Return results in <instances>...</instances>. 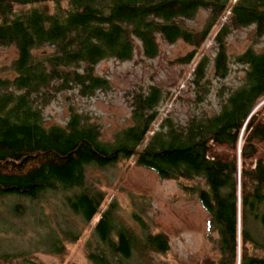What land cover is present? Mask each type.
<instances>
[{"label": "trees", "instance_id": "obj_1", "mask_svg": "<svg viewBox=\"0 0 264 264\" xmlns=\"http://www.w3.org/2000/svg\"><path fill=\"white\" fill-rule=\"evenodd\" d=\"M199 9L208 14L195 29L186 20ZM216 25L211 61L202 54L187 80L193 105L208 96L213 79L224 80L231 62L242 76L235 86L221 83L218 108L210 114L193 110L185 120L171 111L159 116V104L170 95L151 84L126 95L131 123L111 141L100 140L99 123L72 106L63 125L45 124L42 110L59 92L91 96L109 87L95 72L99 61L131 58L137 41L153 57L159 35L190 44L175 58L189 62ZM251 25L254 41L264 36V0H0V47L17 49L14 76L0 77V195L37 199L60 192L83 221L97 216L86 247L93 264H168L156 259L169 248L167 234L147 229L142 215L132 212L140 234L118 218L114 201L103 209L104 192L86 180L87 165L133 158L197 194L209 230L217 233V258L206 264H264V45H249L230 58L227 42L233 29ZM47 205L44 241L62 252V238L75 240L79 233L67 228L60 235L55 204L48 202L41 212ZM0 264L45 263L3 251Z\"/></svg>", "mask_w": 264, "mask_h": 264}, {"label": "rangeland", "instance_id": "obj_2", "mask_svg": "<svg viewBox=\"0 0 264 264\" xmlns=\"http://www.w3.org/2000/svg\"><path fill=\"white\" fill-rule=\"evenodd\" d=\"M207 14V10L199 9L194 18L186 20L187 24L199 29ZM218 26L212 29V34L189 62H176L175 58L186 54L192 48L190 44L181 39L166 42L159 35V51L153 57L145 55L137 41L131 58L99 61L95 72L108 79L109 87L91 96H81L75 89L59 92L42 110L45 124L63 125L70 113L69 106H72L74 110L89 113L90 119L99 123L100 140L111 141L119 129L131 123L126 95L133 89L145 91L151 84L160 85L162 95L167 91L166 96L170 95V99L163 98L165 101L159 104V116L171 111L174 116L185 120L193 110L210 114L218 108L217 91L221 83L235 86L242 76L241 67L231 62L224 80L213 79L208 96L197 107L193 105L192 89L187 80L202 54L211 61L214 55L212 36ZM227 42L230 58H233L249 45L258 49L262 47L264 36L254 41L251 25L233 29L227 36ZM16 56L15 46L0 47V77L14 76L12 61ZM208 70H211V65ZM85 175L88 182L104 192L103 209L114 201L118 218L131 224L140 234L143 231L139 223L135 219L133 221L132 212L142 215L147 229L167 234L169 248L164 254L156 255L157 260L168 264H206L217 258L213 248L217 233L208 228V213L199 203L197 194L184 191L176 180L160 178L153 170L136 165L133 158L106 167L87 165ZM48 202L56 206L59 234L62 235L67 228L79 233L75 240L70 239L72 235L62 238V252H53L44 241L49 207L47 205L44 212H41V207ZM15 206H20L21 212L14 214ZM96 220L97 216L92 222H85L80 215L72 213L62 202L60 192L46 193L37 199L0 195V252L21 251L45 264H93L86 257V247Z\"/></svg>", "mask_w": 264, "mask_h": 264}]
</instances>
